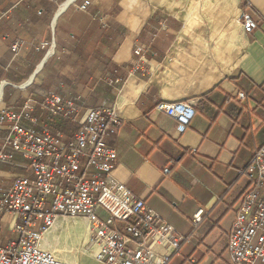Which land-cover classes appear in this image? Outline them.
<instances>
[{
    "label": "crops",
    "instance_id": "crops-1",
    "mask_svg": "<svg viewBox=\"0 0 264 264\" xmlns=\"http://www.w3.org/2000/svg\"><path fill=\"white\" fill-rule=\"evenodd\" d=\"M84 1L0 0V108L19 111L51 91L78 97L79 114L114 108L111 178L190 238L168 264H233L228 232L248 185L240 171L264 144V0H88L78 8ZM242 12L255 20L249 33ZM189 100L195 115L183 133L155 109ZM44 115L31 113L40 124ZM21 172L0 164V182ZM11 219L0 220L1 247L17 239Z\"/></svg>",
    "mask_w": 264,
    "mask_h": 264
},
{
    "label": "built area",
    "instance_id": "built-area-1",
    "mask_svg": "<svg viewBox=\"0 0 264 264\" xmlns=\"http://www.w3.org/2000/svg\"><path fill=\"white\" fill-rule=\"evenodd\" d=\"M88 4L85 0L78 8ZM240 23L246 33L256 27L248 12H242ZM78 100L51 91L28 98L19 111L0 108V164L24 170L8 185L0 182V220L12 216L17 234L0 246V264H77L46 247L45 234L57 218L86 220L89 235L82 250L98 264H168L190 238L111 178L117 154L106 141L120 118L114 108L101 106L79 114ZM36 107L74 121L77 129L70 137L53 131L31 116ZM155 109L176 121L178 133L195 115L190 100L159 102ZM240 173L248 185L228 232L229 257L233 264H264V144ZM201 215L202 210L193 214L194 225Z\"/></svg>",
    "mask_w": 264,
    "mask_h": 264
},
{
    "label": "rangeland",
    "instance_id": "rangeland-1",
    "mask_svg": "<svg viewBox=\"0 0 264 264\" xmlns=\"http://www.w3.org/2000/svg\"><path fill=\"white\" fill-rule=\"evenodd\" d=\"M71 228H76L79 233H77V231L74 233ZM85 229V225L81 224V221L78 219H72V221L68 223L67 229L63 232H61L62 230H58L57 226H55L53 230H49L45 234L46 247L52 250L59 259L67 262L84 264V262H82L84 256L92 261V257L84 254L82 250V246L87 243L88 239L82 234ZM88 256H90V258Z\"/></svg>",
    "mask_w": 264,
    "mask_h": 264
},
{
    "label": "trees",
    "instance_id": "trees-1",
    "mask_svg": "<svg viewBox=\"0 0 264 264\" xmlns=\"http://www.w3.org/2000/svg\"><path fill=\"white\" fill-rule=\"evenodd\" d=\"M42 121L46 122L53 131H60L66 137H70L76 129V123L59 115L45 113Z\"/></svg>",
    "mask_w": 264,
    "mask_h": 264
},
{
    "label": "bare ground",
    "instance_id": "bare-ground-1",
    "mask_svg": "<svg viewBox=\"0 0 264 264\" xmlns=\"http://www.w3.org/2000/svg\"><path fill=\"white\" fill-rule=\"evenodd\" d=\"M66 219H67V218H65V219H64V218H57L56 221H55V223L53 224V226H52L49 230H53L54 227L57 226V224H58L59 221H64V220H66ZM72 219H79V220H82V221L86 222V220L83 219V218H72ZM70 225H71V224H70ZM72 225H73V224H72ZM73 227H74V226H73ZM49 230H48V231H49ZM76 235H77V234H76ZM88 235H89V232H88ZM74 236H75V235H74ZM87 238H88V237H87ZM78 242H79V241H78ZM83 246H84V245H83ZM83 246H82V247H83ZM83 252H85V251H83Z\"/></svg>",
    "mask_w": 264,
    "mask_h": 264
}]
</instances>
